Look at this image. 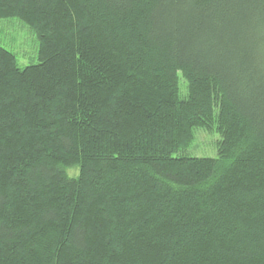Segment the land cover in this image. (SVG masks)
I'll return each mask as SVG.
<instances>
[{"label": "trees", "instance_id": "16d2710c", "mask_svg": "<svg viewBox=\"0 0 264 264\" xmlns=\"http://www.w3.org/2000/svg\"><path fill=\"white\" fill-rule=\"evenodd\" d=\"M0 264H264V0H0ZM218 131V154L184 151Z\"/></svg>", "mask_w": 264, "mask_h": 264}, {"label": "rangeland", "instance_id": "374dc122", "mask_svg": "<svg viewBox=\"0 0 264 264\" xmlns=\"http://www.w3.org/2000/svg\"><path fill=\"white\" fill-rule=\"evenodd\" d=\"M0 43L15 53L21 67L40 61L37 34L18 18L0 19ZM220 138L218 131L198 129L193 143L184 152L191 156L215 157L218 154L217 143Z\"/></svg>", "mask_w": 264, "mask_h": 264}]
</instances>
